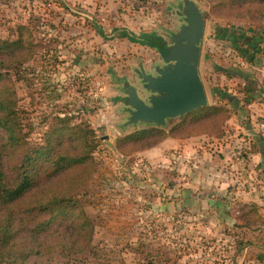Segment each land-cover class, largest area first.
<instances>
[{"label":"rangeland","instance_id":"1","mask_svg":"<svg viewBox=\"0 0 264 264\" xmlns=\"http://www.w3.org/2000/svg\"><path fill=\"white\" fill-rule=\"evenodd\" d=\"M192 1L205 21L198 71L207 96L206 107L224 105L230 116L242 108V121H254L257 129H263L264 125H259L264 124V52L247 63L231 43L216 40L214 35L216 28L233 27L264 40V16L260 20L249 18L247 13L254 11L253 6L238 9L224 5L227 7L213 11L214 4L207 0ZM181 2L0 0V38L16 39L17 26L24 25L37 46L33 58L13 72L20 118L30 141H38L55 115L74 117L96 136L94 172L76 196L93 224L92 242L70 258L51 253L27 259L12 257L10 264H75L79 259H87L86 264H224L223 252L247 251L244 239L249 233L257 231V239L264 234V196H259L260 204L234 202L226 210L230 218L227 223L207 226L216 211L185 208L178 202L179 196L184 199L179 192L182 177L173 176L168 164H158L154 174L139 156L155 145L129 155L115 149L117 137L151 127L123 125L127 113L121 101V84L127 81L144 98L136 72L151 71L159 60L153 49L116 36L123 29L135 35L155 32L168 42L166 35L182 23L176 15ZM97 27L104 29L105 38L92 35ZM213 66L238 73L225 77ZM212 87L222 89L229 98L214 99ZM178 119L168 120L163 129L167 131ZM244 150L243 145L237 151L243 156ZM156 205L161 207L160 213L152 208ZM241 215L244 219L239 218ZM235 218L248 232L235 228ZM245 256L237 261L243 259L244 263Z\"/></svg>","mask_w":264,"mask_h":264},{"label":"trees","instance_id":"2","mask_svg":"<svg viewBox=\"0 0 264 264\" xmlns=\"http://www.w3.org/2000/svg\"><path fill=\"white\" fill-rule=\"evenodd\" d=\"M207 1L214 4L213 11L227 6L238 9L253 6L258 13L249 9V18L260 20L264 16L260 13L264 0ZM248 32L253 34L254 31ZM253 36L233 27H219L215 29L214 38L231 43L241 59L252 63L256 55L264 52L260 47L264 40ZM116 37L153 50H162L166 43L155 32L135 35L124 29ZM36 49L24 25L17 26L16 39L0 38V264H10L12 257L27 259L51 253L70 258L82 253L93 239V224L76 196L87 186L94 172L95 131L74 121V117L55 115L52 124L33 142L21 122L13 72L29 62ZM213 68L222 71L225 77L238 73ZM210 91L214 99L229 98L218 87ZM235 110L244 112L242 108ZM229 117L230 110L224 105L208 106L179 117L173 124L169 121L167 131L151 126L117 137L115 149L129 155L152 147L166 137L220 138ZM258 147L264 155L261 144ZM86 263L87 259H79L75 264Z\"/></svg>","mask_w":264,"mask_h":264},{"label":"crops","instance_id":"3","mask_svg":"<svg viewBox=\"0 0 264 264\" xmlns=\"http://www.w3.org/2000/svg\"><path fill=\"white\" fill-rule=\"evenodd\" d=\"M94 34L106 37L103 28L97 27L96 33L92 35ZM252 112L254 111L249 113V119L252 118ZM242 114L243 112L238 110L231 113L223 125V136L220 138L206 135L181 139L166 137L154 147L138 153L154 174L158 171V164L162 167L168 164L173 176L182 177L183 189L179 192L184 195V199L179 196L178 202H183L185 208L194 211H216L214 219L207 221V226L227 223L230 218L226 210L233 206L234 202L260 204L259 196H264V155L258 147L261 144L264 150V128L257 129V125L251 120L246 119L243 122ZM243 145L245 150L241 156L237 150ZM171 190H174L173 186ZM194 194L197 196L194 197ZM152 208L159 213L161 211L159 205ZM232 224L239 231L247 230L238 218H235ZM210 231L211 229L206 230L208 233ZM256 233L258 232L249 233V237L244 239L247 240L244 244L248 247L246 252H223L226 259L224 264H264V234L257 239ZM244 256L246 261L243 263L242 259L239 263L237 258Z\"/></svg>","mask_w":264,"mask_h":264},{"label":"water","instance_id":"4","mask_svg":"<svg viewBox=\"0 0 264 264\" xmlns=\"http://www.w3.org/2000/svg\"><path fill=\"white\" fill-rule=\"evenodd\" d=\"M176 15L182 23L175 32L166 35L168 42L162 50H154L159 60L151 71L136 72L145 97H140L136 87L127 81L121 84V101L127 113L124 126L143 124L164 128L168 120L208 104L198 72L205 21L192 0H182Z\"/></svg>","mask_w":264,"mask_h":264},{"label":"built area","instance_id":"5","mask_svg":"<svg viewBox=\"0 0 264 264\" xmlns=\"http://www.w3.org/2000/svg\"><path fill=\"white\" fill-rule=\"evenodd\" d=\"M263 125H264V124H260L259 126H260V127H263Z\"/></svg>","mask_w":264,"mask_h":264}]
</instances>
